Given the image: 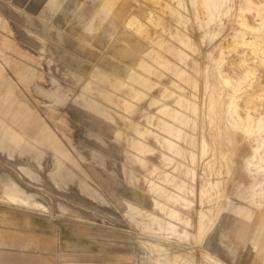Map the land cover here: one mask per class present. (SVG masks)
Instances as JSON below:
<instances>
[{
  "label": "rangeland",
  "instance_id": "obj_1",
  "mask_svg": "<svg viewBox=\"0 0 264 264\" xmlns=\"http://www.w3.org/2000/svg\"><path fill=\"white\" fill-rule=\"evenodd\" d=\"M242 1L234 0V13L244 11L242 13L248 23L257 27L260 20L256 18L253 8L264 11V0H249V7L245 9L238 5ZM184 3L181 13L189 19L185 34L187 32L188 39L192 44H196H191L193 53L191 50L185 51L189 56L188 64L192 67L196 62L195 67L204 70L208 67L207 53L215 43L220 44L221 39L216 37L212 44L202 40L201 34L203 35L204 30L202 27L197 29L193 9L188 0H184ZM197 8L202 16L200 7ZM172 9L173 4L164 0H0V62H3L4 66L0 65V214L7 210L22 211L21 209L43 215L50 213L60 220L65 230L70 231L72 227H77L83 232H89L91 240L95 242V252L111 258V264H134V237H141L146 233L142 227L143 222H146L144 212L151 211L159 215L152 206V201L157 200L155 192L177 195L178 188L186 180L192 186L195 185L194 188L197 187L195 190L198 196V187L202 189L204 185L207 186V183H202L200 179L209 174V181L213 182L216 178L221 181L220 189L224 185V190L221 189L220 199H217L215 190V194L213 190L210 192L214 195L210 200L207 197L209 194L205 195L203 205H206L202 209L209 204V212L205 209L207 215H216L218 212L214 205L218 203L216 208L220 211L228 203V197L231 198L230 205L225 206L227 208L216 230L203 242L195 241L199 235L197 224L189 229L190 231L187 230V233L194 234L192 236L195 238H188L184 241V246L178 247L184 253L182 250L174 251L172 257L178 252V255L183 256H176L179 261L171 258L172 264L176 260L177 264H182L181 259L189 257L187 255L190 254L193 255V260L207 258L201 264H213L208 258L209 254L203 251V245L210 253H215L223 264H264V249H256L249 242L258 212L262 211L250 210L252 217L250 224L244 223L247 224L246 227L241 226L235 219V213V217L232 215L244 201L242 187L245 184L247 187L251 182L248 172L238 174L239 177L232 175L233 170L240 167L243 158L250 154V142L238 136L234 166L229 168L226 163L223 162V165L221 162V165L214 164L215 167L212 164L209 170L208 160H211L212 156L208 154L204 162L200 159L196 152L194 133H191L192 137H187L191 144L183 147V156L188 157L196 153L197 158L201 160L196 162L198 164L188 165L187 168L189 171L194 169L191 171L194 172L195 179L183 178L179 183H174L178 178L177 166L181 165V161H187L161 149L160 152L169 158L167 165L162 163L159 159L160 149L158 150L153 138L143 137L139 132L148 133L151 129L155 132L154 128L148 125L150 116H156L157 107L151 103L160 99L164 85L172 91L170 84L173 78L168 72L155 67V74L159 75H149L142 70L147 78H150L148 84L138 83L134 79L140 73L135 56L140 53V49L134 45H139L137 38L140 37L145 51V48H151L147 40L163 41L162 44L167 48H158L155 44L154 50L160 49L161 54L166 60H170V63L177 62V36L175 22L170 13ZM106 14L116 18L115 26L112 27L110 18V21H106ZM222 20L218 21L224 24L223 31L226 32L232 27V23H224L225 18ZM198 31H201V34ZM122 32L131 35L133 45L130 49L134 52L131 54L132 59H129L131 57L127 54L129 51L123 53L121 58L117 51L114 52L113 46L120 44ZM126 55L129 56L125 57ZM144 60L150 64L147 58ZM231 61L232 57H227L221 69H228L227 64ZM258 82L262 85L259 92L244 102L264 112V69L254 71L245 89H250L259 84ZM192 91L203 111L201 132L207 141L208 149L212 150L217 146L216 141L219 139L216 130L217 117H214L212 123L207 118L209 103L200 81L197 82L195 91ZM244 102L240 101L239 105L244 106ZM155 133V137L161 140V133ZM58 139L59 148L47 146L49 141L55 142ZM138 141L141 146H147L142 150L151 151L142 153ZM63 154L70 157L71 161H59L58 155ZM168 156H171V159ZM37 162L40 163L39 166ZM24 167L33 169L38 177L34 180L24 176ZM223 167L225 170H222ZM76 169L79 172L83 170V173L71 171ZM162 172H167L166 177ZM217 172H220L221 180L214 176ZM169 174H173L174 178L171 184L167 183ZM162 176L165 177L164 180L160 179ZM50 178L60 181L52 183ZM196 181L200 185L195 184ZM237 183H241V186L236 191ZM163 187L167 188L166 191ZM148 188L152 189L150 194ZM171 189L174 190L170 191ZM260 191L261 193L257 192L263 197L264 188ZM12 195H17L19 200L14 201ZM135 197L137 198L133 199ZM256 198L255 200L260 201H256L259 204L264 200V197ZM212 199L215 202H212ZM197 200L193 198L194 203H197ZM23 201L28 209H25ZM59 202L66 205L74 216H67L58 211L56 204ZM38 204L45 206L47 212L39 209ZM195 205L198 207V204ZM262 215L264 216V213ZM208 218H205L206 223L203 226L205 231L208 228L205 226ZM219 227L222 233L218 231ZM261 228L264 232V226ZM194 229L195 231H192ZM244 236H247L246 240L243 239ZM260 242L264 246V235ZM162 245V250L172 247L169 243H165L167 246ZM202 253L206 254L204 258Z\"/></svg>",
  "mask_w": 264,
  "mask_h": 264
},
{
  "label": "bare ground",
  "instance_id": "obj_2",
  "mask_svg": "<svg viewBox=\"0 0 264 264\" xmlns=\"http://www.w3.org/2000/svg\"><path fill=\"white\" fill-rule=\"evenodd\" d=\"M164 1L173 4V9L171 10L170 13H171L172 20L175 22V27H176L175 35L177 36V42H175L176 46L175 45L174 46L176 47L175 50L178 51L176 53L177 62L173 63L171 61L172 63H170L169 62L170 60L169 61L168 59L166 60L164 55L161 54L162 51H160V49L159 50L155 49L156 51L154 50L153 47L156 45H158V48L162 46L167 48V46H164L162 44L163 41L155 42L154 40L149 39L150 40L149 42L147 40V42L151 45V48H148L149 47L148 46L147 47L148 49L146 50L145 48V51H144L143 41L140 40L141 38L139 37V35L137 36L135 34L137 37H139L137 38L139 40L138 41L139 45H134V47H137L138 49H140V53L139 54L137 53L135 56L136 66L140 69V71L138 70L137 71L140 73L137 74L136 78L134 79H136L138 83L148 84V78H150V76L147 78V76L145 75V73L142 72V70L146 71L149 75L157 76L159 74L157 73L155 74L154 70L156 69L155 67H158V69L168 72L172 76L174 81L171 79L172 82L170 84L171 85L170 88L172 91L169 90V87L164 85L163 90L161 92L160 99L154 100L151 103L152 106L156 105L157 107L156 116L155 117L150 116V121H148V125L154 128L153 131L155 132L158 131L159 133H161L162 135L160 136L161 140L156 138L157 135L153 134L155 132H152L151 131L152 129L149 130L150 132L147 131L148 133H144L141 131L139 132L140 134L143 135V137L149 136L153 138L154 142L156 143L158 147V150L160 149L159 159L162 163H165L167 165L169 162V158H167L166 156H164L162 152H160L161 149L167 150L168 152L173 154V156H176V158L180 157L182 158V160L185 159L187 161V163H185L184 161H181V165H178V166L176 165L177 170L174 169V171L176 170L178 178H176L177 180L174 181V183H179L183 178L194 180L195 179L194 174H193L194 172H192L194 171V169L192 170L190 168L192 171L191 170L189 171L187 169L188 165L198 164L196 162L201 161V160L204 162V158L208 154L212 156L211 160L210 159H209L210 161L208 160L209 170L212 164L214 166V164H218V163L220 164L221 162L226 163V166L229 168L234 166V164L236 163L234 161V156H236V153H237L236 146L238 143L237 141L238 136H242V140L250 142V146H251L250 154L247 157L243 158L240 164V167L233 170L232 175L236 177L238 176V174H241V173L244 174L245 172H248V176L251 179V182L247 185V187H246V184L242 187L241 192L243 193L244 201H242L243 203L239 204L240 206L238 207L237 210L232 207L234 210H236V212L233 210L234 212H232L233 213L232 215H234L235 213L236 214L235 219L242 224L241 226L246 227L247 224H244V223L247 222L248 224H250L249 222L252 217V213L250 212V210L262 211V212H258L259 213L258 228L256 227L257 228L256 231L253 232V234L251 235L249 239V242L253 245L254 248L257 249V247L260 244L261 238H262L263 229L261 228V226H264V216L262 215L264 213V202H263L264 200H261L262 202L260 204L256 202V201H259L257 198L262 197V195L260 194L261 193L260 189L262 190V188H264V112L262 109L252 108L249 104H247L244 101H246L247 98H249L251 95L258 93L260 90V86H262L258 82L259 84L253 85V87H251L250 89L249 87L245 89V87H247L246 83L252 78V76L254 75V71H256V69H264V11L260 8H253L255 10L254 12L256 14V18L260 20V23L258 24V26L254 27L248 23L245 17V14H243L244 11H242L243 13L238 12V11L237 13H234V7H235L234 0H188L190 6L193 9L195 20L198 24V28L197 26L196 28L199 30V27H202L204 30L203 35L201 34V31L200 32L198 31L199 34H201L202 40H204L208 44H212L213 40L216 37H219L221 39L220 44L215 43V45L211 48V50L208 53L206 52L207 53L206 59L208 61L207 63L208 67H206L203 70L200 68L197 69L195 67L196 62H194L195 64L192 65L191 67V65L188 64L189 56L185 53L186 50H191L192 52L193 49H191L192 43L190 39H188L187 37L189 36V34L186 35L187 32L185 34V30H187V27H186L187 22L189 19L186 16H183V14L181 13V10L185 6L184 0H164ZM238 5L242 9L248 8L249 0H243ZM197 6L200 7L202 16H200V13L198 11L199 9L197 8ZM109 18L111 20L112 27L115 26L117 22L116 18L110 17L109 14H106V21H108ZM222 18L226 19V22L224 23L226 24L232 23V27L226 32L223 31L224 24H221L222 22L219 23L218 21L219 19L222 20ZM128 22H131V20H128ZM130 36L125 34V32H122L120 44L113 46L114 52L117 51L119 53L118 55L120 56V58L123 55V53H126L127 51H129V53L127 54H129L130 56L126 55L125 57H128V56L131 57L129 59H132L133 57L131 54H134V52L132 53V50L130 49L133 45L132 44L133 41L130 40ZM189 41H190V45H189ZM192 45L195 46L196 44H192ZM157 54H159V56ZM115 55H117V53ZM230 56L232 57V61L230 63L228 62L227 64L229 68L226 69V67L224 66L225 69H221L222 66L224 65L225 59L227 57L230 58ZM144 58H147L150 61V64L146 60H144ZM2 63L0 62V65L4 67ZM176 63L179 64L180 67ZM199 81L201 82L204 95L206 96V99L208 100V103H209L207 118L209 119L210 123H212L214 121V117L215 116L217 117L216 130L218 132L219 139L216 141L217 146L212 148V150L208 149L207 141L204 138L201 132V128H200L201 115H203V111L198 105V102H196L194 94L191 93L192 90L195 91L197 82L199 83ZM156 82H153V83H156ZM176 83H178V85H176ZM200 88L201 87H199V89ZM188 90H191V91L189 92ZM201 94L199 95L203 96V93ZM197 98H200V97L197 96ZM240 101L244 102V106L239 105ZM191 133H194L193 137L196 140L195 142L196 152L199 155L201 160L197 158L196 153L191 154L188 157L183 156V152H184L183 147L187 146L188 144H191V141L190 142L187 141V137L189 136L192 137ZM140 134H139V137H140ZM59 144H60V140L58 139V141H55V142L49 141L47 143V146L49 147L57 146L59 148L60 147ZM137 145L135 147H137ZM140 146L141 144L139 143V147ZM141 147H140L141 148L140 150L144 149V147H147V146L145 145ZM143 151L144 150H142V153H147V152H150L151 150L150 151L145 150L146 152L145 151L143 152ZM153 152H151V154ZM165 153L168 154L167 152ZM168 157H170L171 159V156H168ZM57 159L62 162H66V160H68V162L71 161L70 157L65 156V154L60 155V156L58 155ZM139 161L141 160L139 159ZM73 163H75V160H73ZM206 163L207 162H205V164ZM37 165L39 166L40 163L37 162ZM73 166L76 167L75 165ZM154 167H153V170H154ZM65 168H63L64 171H65ZM204 168L206 169L205 165H204ZM77 169L71 170V171L79 172V170ZM22 170H23L24 176L30 179L33 178L35 180L38 177L37 173L29 167H24V169ZM222 170H225V168ZM81 172L83 173V170H81ZM166 173L164 172L163 176H165ZM217 173L214 176L220 179V176H221L220 172H217ZM172 175H170L169 177L167 176L169 179L167 183L170 182L171 184V180L174 179ZM205 175L206 177H202V179L200 180L202 183L203 181H205L207 183V186L204 185L202 189L198 187L199 188L198 191H200L198 193V196L195 190V188L197 187L194 188L195 185L192 186L190 183H187L188 181L186 182V180H184L183 183H181L182 185L180 187H179V184L177 185V188L179 187L177 190L178 191L177 195L172 194L174 195L172 196L171 193L169 195H166L165 194L166 192L164 193L162 191L155 192L157 196L156 198L157 200L152 201L153 202L152 206L158 212L159 215L151 211L149 213L147 211L144 212L146 222H143L142 227L146 233L143 234L141 237L139 236L134 237V241L136 244L134 247L135 248L134 252H133L136 258V260L134 258L135 260L134 264H172L171 258H173V260L179 259V258H176L179 252L176 256H174L175 258L172 257V255H174L173 254L174 251H178L180 249V248L178 249V247L182 245L184 246L185 245L184 241H186L188 238L190 239L195 238L193 237L194 234H192L193 236L189 235L187 233V230L191 229L197 224L198 231L197 230L196 231L198 232L199 235H198V240H195V239L194 240L199 241L200 243L203 242L204 239L207 236H209L210 233L212 234V232L216 230V227L218 226V223L222 215L224 214L223 212L227 208L225 206L230 205L231 198L230 197L227 198L226 202L228 203L225 204L220 209V211L218 208H216V204L218 203L214 205L216 212H218L216 215L215 213L213 215L209 213L210 215H212V217H210V215H207L208 213L206 211L208 210L209 212V207H208L209 204L207 207H204L202 209V207L206 205V203H204L203 205V202H204L203 198L206 197L207 194H209L207 197H209V200H210V198L214 196L213 194H210V192L212 190L213 191L215 190L217 192L216 194L218 197L217 199H220V196L222 195L220 192H222L221 189L224 188V185H223V188L220 189L221 181H218L216 178H214L213 179L214 181L211 182V180L209 181V177H208L209 174L208 175L205 174ZM163 176L160 177L161 180H164L166 177V176L165 177ZM197 177L199 178V176ZM224 177H225V174H224ZM70 179L73 182L72 175ZM70 179L68 181H70ZM50 180L52 181V183L53 181L54 182L60 181L59 179H56V178H50ZM81 183L83 184V182ZM78 184H80V182ZM195 184H198V182ZM240 186H241V183H237L236 191L240 189ZM151 188L147 189L149 194L151 193L150 191ZM154 188L156 187L154 186ZM156 189L158 191V188ZM165 189L167 188L165 187ZM165 189L163 187V190ZM172 190L174 189H171L170 191ZM215 191H214V194H215ZM257 191H259L260 193ZM256 196L258 197L256 198ZM263 197L261 199H263ZM11 198L14 201L19 200L17 195H12ZM136 198L137 197L133 199H136ZM193 198L194 200L195 199L197 200L198 198L197 200L198 202L194 203ZM255 198L257 200H255ZM212 202H215V201L212 199ZM23 203L25 205V209H28L26 206V202L23 201ZM171 203L172 205H170ZM207 203H209V201H207ZM195 204H198V207ZM37 207L41 209L42 211L47 212L48 210L45 206H42L41 204H38ZM56 208L58 209V211H60L61 213L67 216H71V217L74 216L71 213L72 211L66 205L60 202L56 204ZM165 210L167 211L165 212ZM205 218H208L207 224L205 225L206 227H208L206 231L204 230L205 228H203L204 224L206 223ZM219 230L221 231V228L218 229V231ZM192 231H195V229ZM243 232H246V231H243ZM246 237L247 236H244L243 239L246 240ZM241 241H242V238H241ZM165 243L171 244L172 246L170 247L171 249L168 250L165 248V250H162L161 245L162 244L165 245ZM203 248H204L203 251H206V254L207 253L209 254L208 258H210L209 259L211 260L210 262H213V264H223L218 259V256L215 253H210L204 245H203ZM181 252H183V250ZM185 252H190V251H185ZM204 254L202 253L203 258H204ZM190 255H187L189 257L185 255V257L187 258L181 259L182 264H201L203 263L202 262L203 260L207 259V258L202 259L201 257L200 259L196 258L193 260V255L191 256ZM176 261H173V264L174 263L177 264Z\"/></svg>",
  "mask_w": 264,
  "mask_h": 264
},
{
  "label": "crops",
  "instance_id": "obj_3",
  "mask_svg": "<svg viewBox=\"0 0 264 264\" xmlns=\"http://www.w3.org/2000/svg\"><path fill=\"white\" fill-rule=\"evenodd\" d=\"M21 210L0 214V264H111V258L95 252L89 232L65 230L51 214ZM258 225L259 216L252 234ZM257 249H264L261 242Z\"/></svg>",
  "mask_w": 264,
  "mask_h": 264
}]
</instances>
